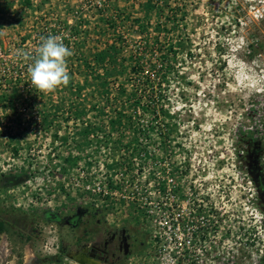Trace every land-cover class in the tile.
<instances>
[{
  "label": "rangeland",
  "instance_id": "1",
  "mask_svg": "<svg viewBox=\"0 0 264 264\" xmlns=\"http://www.w3.org/2000/svg\"><path fill=\"white\" fill-rule=\"evenodd\" d=\"M49 35L73 55L69 84L45 95L16 53ZM144 38L176 52L155 88L174 132L109 137L91 111L69 114L73 89L88 104L97 83L84 60L109 50L122 63ZM249 158L264 178V21L244 0H0V264L82 251L99 264H264Z\"/></svg>",
  "mask_w": 264,
  "mask_h": 264
},
{
  "label": "trees",
  "instance_id": "2",
  "mask_svg": "<svg viewBox=\"0 0 264 264\" xmlns=\"http://www.w3.org/2000/svg\"><path fill=\"white\" fill-rule=\"evenodd\" d=\"M144 29L141 26L140 35L144 33ZM141 40L139 45L143 51L139 54L131 53L122 63L119 53L113 51L111 55L109 50L96 52L93 55V66H90L91 62L84 60L87 67L84 72L85 81L92 79L97 83L93 82L91 86L88 97L92 100L88 104L81 88L73 89L76 103L69 114L82 121L83 113L91 111L92 117L97 119L93 127L107 131L106 135L109 137L112 135L111 130L122 135L131 133L133 141L137 135L150 137L157 130L156 134L163 138L174 132L173 126L167 123L170 114L161 97L162 92L155 89L161 87L171 73L170 62L176 57L174 46L168 43V48L163 51L161 45L158 46L157 38L150 43L146 38ZM126 69L128 77L124 78ZM122 79L124 83L120 81ZM87 105L89 107H85ZM161 144H164L163 140ZM121 145L128 147L130 143ZM17 183L16 176H8L4 178L2 185L8 187ZM45 217L51 219L48 213Z\"/></svg>",
  "mask_w": 264,
  "mask_h": 264
},
{
  "label": "clouds",
  "instance_id": "3",
  "mask_svg": "<svg viewBox=\"0 0 264 264\" xmlns=\"http://www.w3.org/2000/svg\"><path fill=\"white\" fill-rule=\"evenodd\" d=\"M16 55L31 61L28 67L30 85L37 92L47 95L69 84L67 59L73 52L64 44L62 37H41V43L34 53L18 50Z\"/></svg>",
  "mask_w": 264,
  "mask_h": 264
},
{
  "label": "flooded vegetation",
  "instance_id": "4",
  "mask_svg": "<svg viewBox=\"0 0 264 264\" xmlns=\"http://www.w3.org/2000/svg\"><path fill=\"white\" fill-rule=\"evenodd\" d=\"M250 158L247 162V170L252 174L253 183L256 188V192L259 198L262 199V203L264 205V178L259 172V169L253 164Z\"/></svg>",
  "mask_w": 264,
  "mask_h": 264
},
{
  "label": "bare ground",
  "instance_id": "5",
  "mask_svg": "<svg viewBox=\"0 0 264 264\" xmlns=\"http://www.w3.org/2000/svg\"><path fill=\"white\" fill-rule=\"evenodd\" d=\"M70 260L63 262V264H99L97 261L86 257L83 251L70 255Z\"/></svg>",
  "mask_w": 264,
  "mask_h": 264
},
{
  "label": "built area",
  "instance_id": "6",
  "mask_svg": "<svg viewBox=\"0 0 264 264\" xmlns=\"http://www.w3.org/2000/svg\"><path fill=\"white\" fill-rule=\"evenodd\" d=\"M244 2L248 3L249 8L264 21V0H244Z\"/></svg>",
  "mask_w": 264,
  "mask_h": 264
},
{
  "label": "water",
  "instance_id": "7",
  "mask_svg": "<svg viewBox=\"0 0 264 264\" xmlns=\"http://www.w3.org/2000/svg\"><path fill=\"white\" fill-rule=\"evenodd\" d=\"M67 260H68V259H65L64 262L67 261ZM70 261H71V260H70Z\"/></svg>",
  "mask_w": 264,
  "mask_h": 264
}]
</instances>
